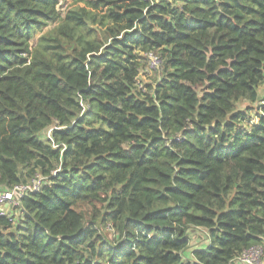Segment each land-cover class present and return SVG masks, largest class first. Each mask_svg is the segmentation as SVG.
<instances>
[{
	"label": "trees",
	"instance_id": "trees-1",
	"mask_svg": "<svg viewBox=\"0 0 264 264\" xmlns=\"http://www.w3.org/2000/svg\"><path fill=\"white\" fill-rule=\"evenodd\" d=\"M38 175L0 264L264 251V0H0V190Z\"/></svg>",
	"mask_w": 264,
	"mask_h": 264
},
{
	"label": "built area",
	"instance_id": "built-area-1",
	"mask_svg": "<svg viewBox=\"0 0 264 264\" xmlns=\"http://www.w3.org/2000/svg\"><path fill=\"white\" fill-rule=\"evenodd\" d=\"M152 60H154L153 57ZM155 63L156 60L152 62V65L156 66ZM55 172L56 170L53 174ZM44 179L45 177L38 175L26 183H19L11 188L0 190V213H10L9 209L12 206H18L23 196L38 192L44 184ZM229 264H264V251L260 246L249 248Z\"/></svg>",
	"mask_w": 264,
	"mask_h": 264
},
{
	"label": "rangeland",
	"instance_id": "rangeland-1",
	"mask_svg": "<svg viewBox=\"0 0 264 264\" xmlns=\"http://www.w3.org/2000/svg\"><path fill=\"white\" fill-rule=\"evenodd\" d=\"M67 2H61L60 5L58 6L59 10H63L65 5H66ZM38 33L35 35L34 39L32 40V43H34L36 40H37V37H38ZM142 78L143 79H147L149 80L150 78L147 77L146 74H142ZM244 104H247V103H244ZM255 112L252 111V115L254 116ZM252 116V118H254ZM193 234V237L191 238V241H190V245L191 246H196L198 247L201 243H204V239L206 238L205 235L203 234L202 230L199 229L195 232H192ZM207 243V241L205 242V244ZM190 250V249H189ZM186 254H189V253H186ZM186 260V259H185Z\"/></svg>",
	"mask_w": 264,
	"mask_h": 264
},
{
	"label": "crops",
	"instance_id": "crops-1",
	"mask_svg": "<svg viewBox=\"0 0 264 264\" xmlns=\"http://www.w3.org/2000/svg\"><path fill=\"white\" fill-rule=\"evenodd\" d=\"M206 238L204 239V243H201L199 246H204L205 242H206Z\"/></svg>",
	"mask_w": 264,
	"mask_h": 264
}]
</instances>
